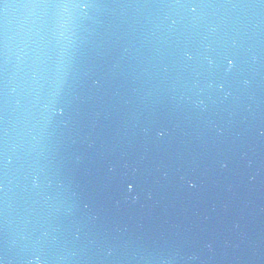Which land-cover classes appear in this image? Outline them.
I'll return each mask as SVG.
<instances>
[{"label":"water","instance_id":"water-1","mask_svg":"<svg viewBox=\"0 0 264 264\" xmlns=\"http://www.w3.org/2000/svg\"><path fill=\"white\" fill-rule=\"evenodd\" d=\"M0 264H264V0H0Z\"/></svg>","mask_w":264,"mask_h":264}]
</instances>
